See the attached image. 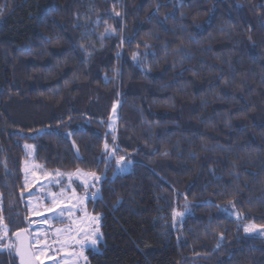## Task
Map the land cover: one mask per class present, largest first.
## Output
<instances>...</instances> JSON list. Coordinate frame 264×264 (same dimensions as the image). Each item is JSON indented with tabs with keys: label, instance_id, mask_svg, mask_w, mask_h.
I'll list each match as a JSON object with an SVG mask.
<instances>
[{
	"label": "trees",
	"instance_id": "trees-1",
	"mask_svg": "<svg viewBox=\"0 0 264 264\" xmlns=\"http://www.w3.org/2000/svg\"><path fill=\"white\" fill-rule=\"evenodd\" d=\"M26 145L105 173L89 264H264V0H0V194L31 239Z\"/></svg>",
	"mask_w": 264,
	"mask_h": 264
},
{
	"label": "rangeland",
	"instance_id": "rangeland-1",
	"mask_svg": "<svg viewBox=\"0 0 264 264\" xmlns=\"http://www.w3.org/2000/svg\"><path fill=\"white\" fill-rule=\"evenodd\" d=\"M14 109L17 112L16 107ZM118 110L119 105H116L111 114L109 130L112 133L118 127ZM26 146L27 159L23 163L26 190L23 196L26 197L30 213V221L26 222L32 236L29 252L34 254L39 264H89L88 250H98L102 241L101 217L90 210L88 203L91 199L97 201L105 173L99 177L82 170L65 173L45 169L36 161V146ZM109 153L111 160L114 154L112 148H109ZM118 167L120 172L127 173L130 165L125 159H119ZM0 209V217L6 225L1 194ZM222 211L228 217L240 220L238 214L224 209ZM186 215L185 212L176 211V223L182 224ZM245 228L249 229L245 231L247 235L264 239L263 227L246 224ZM7 229V235L0 241V249H3L0 253L23 251L25 238L21 236L18 240L11 235L8 226ZM80 229L86 233H99L100 238L95 246L91 245V240L96 237L90 235L85 239Z\"/></svg>",
	"mask_w": 264,
	"mask_h": 264
},
{
	"label": "snow or ice",
	"instance_id": "snow-or-ice-1",
	"mask_svg": "<svg viewBox=\"0 0 264 264\" xmlns=\"http://www.w3.org/2000/svg\"><path fill=\"white\" fill-rule=\"evenodd\" d=\"M105 148H107V145H105ZM0 211H2V209H0ZM79 231L83 232V229H80ZM245 231L247 232V231H249V229L245 228ZM7 232H8L7 225L3 224L2 217H0V241H2L4 239V237L7 235ZM83 234L85 236V239H87V237L90 236V235L96 237L95 239L91 240V245L92 246H95L96 243H97V240L100 238L99 233L96 232V231H94L92 233L83 232ZM14 235L16 236V238L18 240L21 238V232H16V233H14ZM8 247H11V245H9ZM2 250L3 249H0V251H2ZM18 255H20V258H21V264H31V256H29L28 259L25 260V253L20 252L19 250H18Z\"/></svg>",
	"mask_w": 264,
	"mask_h": 264
},
{
	"label": "water",
	"instance_id": "water-1",
	"mask_svg": "<svg viewBox=\"0 0 264 264\" xmlns=\"http://www.w3.org/2000/svg\"><path fill=\"white\" fill-rule=\"evenodd\" d=\"M21 236L25 238V244H24V249L23 253H25V260L28 259L29 256H31V264H39L37 259L35 258L34 254L29 252V247H30V237L27 233H21Z\"/></svg>",
	"mask_w": 264,
	"mask_h": 264
}]
</instances>
